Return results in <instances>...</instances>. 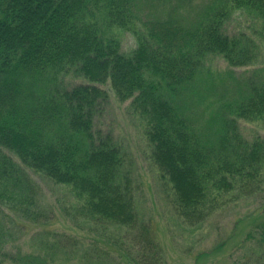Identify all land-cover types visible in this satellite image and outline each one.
Returning <instances> with one entry per match:
<instances>
[{
    "label": "trees",
    "instance_id": "1",
    "mask_svg": "<svg viewBox=\"0 0 264 264\" xmlns=\"http://www.w3.org/2000/svg\"><path fill=\"white\" fill-rule=\"evenodd\" d=\"M142 2L0 0V264H118L98 243L133 264L163 263L152 223L137 209L126 151L95 129L108 98L101 86L129 101L170 211L188 226L264 191V142L248 141L238 125L264 121L262 46L225 29L232 12H247L264 44V0H201L189 19L149 14ZM122 32L137 41L129 53ZM208 56L261 65L241 81L214 75ZM67 77L78 82L67 86ZM30 173L67 189L72 201L61 210L91 244L77 249L64 234L49 241L39 232L36 252L7 248L26 225L50 219Z\"/></svg>",
    "mask_w": 264,
    "mask_h": 264
},
{
    "label": "rangeland",
    "instance_id": "2",
    "mask_svg": "<svg viewBox=\"0 0 264 264\" xmlns=\"http://www.w3.org/2000/svg\"><path fill=\"white\" fill-rule=\"evenodd\" d=\"M200 1L151 0L149 5L143 0L142 3L147 2L144 9L149 14L162 16L169 11L173 15H179L182 12V17L189 19L193 5H198ZM225 29L231 34L240 31L250 33L262 46L261 61L264 63V44H261V32L254 15L234 11L226 20ZM120 37L123 53H129L136 47L137 41L131 33L122 32ZM206 64L214 75H229L241 81L246 80L261 65L259 63L246 67H232L221 58L213 56L207 57ZM65 81L67 86L78 82L71 77H67ZM102 87L108 92V98L101 106L95 129L103 134L111 133L126 151L125 157L132 166L136 182L139 184L136 192L137 209L152 223L163 256L162 264H264V244L257 243L264 235V191L224 205L195 229L188 226L170 211L169 197L162 188L165 186L159 184L154 169L147 161L146 138L142 134L140 121L131 113L129 101H119L108 85ZM238 125L242 136L248 141L258 137L264 142V121L240 120ZM30 174L39 186L43 204L49 208L50 219L42 226L26 225L27 230L21 221L16 220L15 223L22 225L24 230L7 248L20 249L28 253L36 252L39 232L48 233L49 241L53 239L54 233L64 234L78 242L77 249L91 244V236L76 227L61 210V201H72L68 198L67 189L52 186L38 175ZM98 247L110 253L111 259L118 264H133L122 257L117 246L98 243Z\"/></svg>",
    "mask_w": 264,
    "mask_h": 264
}]
</instances>
